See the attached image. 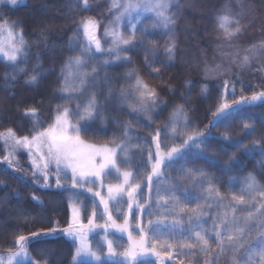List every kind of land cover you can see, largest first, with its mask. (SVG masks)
Here are the masks:
<instances>
[{
  "label": "rangeland",
  "instance_id": "obj_1",
  "mask_svg": "<svg viewBox=\"0 0 264 264\" xmlns=\"http://www.w3.org/2000/svg\"><path fill=\"white\" fill-rule=\"evenodd\" d=\"M34 0H19L16 5H12L8 2V0H2L0 2V22L7 21L9 24H13L16 22L18 25L15 30H19V28L23 29L24 39L26 41L28 47V58L27 60L21 59L18 67L24 68L25 71L23 72H16V79H11L10 73L13 72V67L5 62L2 58H0V108L2 101L14 96L16 92L21 94L22 86H27V81L29 80L30 76L34 75L35 72L38 70L39 73H44V75L39 76L41 78L42 83L44 85H48V80L52 79L51 84L49 83L47 88V95L49 94L50 98L55 99L53 104L47 109V114L43 116H38L39 121H42V124L36 128V131H42L44 128H47L51 123H53L54 116L56 114L57 105L63 107H68L70 109H75L77 105V100H67L61 98L60 89L63 86V80L65 73L62 72L65 62L70 57H75L80 55L81 47L87 45L88 40L84 34L83 29V21L87 19L95 20L97 23V28L95 31L96 38L100 40L102 51L96 52L95 46L93 45L91 52L88 54V58L86 59L85 63L83 64L80 71L89 73L91 77L92 69L95 68L98 73V77L96 80V87L92 89L91 85H88L90 91H95L96 95L100 97L101 103L104 104L102 111H107L106 115H103L104 123H101L100 117L98 116L95 121L97 124H92L93 126H104L108 129V133L113 130L119 128L120 131L122 128L124 129L127 127V116H125V112H130L134 106H138L140 102L139 92L135 90V82L137 76H139L144 83H146L149 88L155 89L158 94L159 104L160 107L155 112H140V123H138L137 128V135L145 139L147 144L148 152H151L153 157H155L156 153V146L155 143L152 141V135L154 134L152 130H148L151 127L158 126L164 127L170 113L172 110L179 106L183 105L184 109L191 112V109L194 111L197 110L199 115V120L190 118L191 123L194 124L190 125L188 129H181V143L185 138V132H191L192 130H199L205 131L206 126H208V121L211 119L212 114L216 111L218 105L223 101H226L229 104H235L233 112L231 113L229 119L223 120L220 124L217 125L215 128H211V138L209 140V148L205 150L206 158H208L209 166H211L215 170V165L213 161L219 160L222 163H227V167L231 165L232 161H236L235 169L238 170L232 171L229 175L232 176L230 179L235 178L234 184L230 185H218V178L217 182L213 181V191L218 189L221 194H230V192L238 186V184L244 185L246 178L251 174L256 178L258 185H264V165L261 164V161L257 157H252V151H245V148H251L248 144L245 143L244 138L237 135L236 132L230 130L231 126L235 125V118L239 119L243 116L242 119L247 117L246 112H252L251 109L245 110L244 107H249L254 104H261L264 100H258L255 102H249L251 96L254 93L264 92V84L253 88H246V89H236L231 83L228 82V89L225 91L224 89V82L222 81L219 84L215 85L214 88L207 87V93L201 92V86L203 84H198L195 87L193 86L192 79H187L185 77H180L179 74L176 73L174 70V61H176L177 56V49H179V34L177 31V25L179 18L183 11L186 8H189L191 11H195L198 13H210L212 17L215 19L216 25L217 20L216 17L218 15H222L225 13H230L234 18L240 20V24L242 26L241 33L234 37L231 41H228L224 38L223 32L219 29L223 39L230 43L237 40H242L246 38H258L264 35V0H222L218 6L217 10L214 11L208 10V3L205 0H173L171 6V13L175 14L174 24L170 25L169 29H165L163 26H154L157 25V19L154 13L152 12H145L141 14L139 21L135 19V13H133V19L131 23L129 22L128 17H124L118 25L115 27L117 30L121 32L124 38H128L129 36H134L133 40L131 41L130 45L122 46L125 50L119 52V59H117V53L110 52L112 49V38L111 36L106 35V30L111 29L114 27L113 21L115 20L116 16L119 14V9L113 8V0H89V5L87 9H84L82 4L80 6H76L75 0H63V5L67 8L68 11L65 13H69L66 17L70 18L69 26H72L73 30L71 32V36H76V54L71 56L65 52L67 47L64 49V55L61 61H58L56 64H46L44 63L45 57L43 55H39L40 53L37 52L36 45L34 41L31 40V33L28 34L27 29L29 31L30 23L28 22V17L25 14H20L21 16H15L9 18L8 20L2 19V12L9 8H17L19 6H31ZM119 3L123 4L126 0H118ZM131 24H137V30L133 34V30L131 28ZM236 25L233 24L232 27ZM218 27V26H217ZM78 32V35H76ZM30 37V38H29ZM69 38V37H68ZM67 38V39H68ZM70 38L68 39V41ZM175 41V52L174 56L170 59L166 49L167 47ZM52 48V47H51ZM72 52V51H71ZM44 58V59H43ZM125 58H127V62H125ZM109 60L110 63L105 66L104 61ZM34 62H37L35 65L39 64L41 69L32 68ZM225 66H229L231 64L229 59H225L222 61ZM121 64H125V68L123 70H119L117 67ZM162 64V65H160ZM5 65V72L2 71V66ZM157 65V66H156ZM130 70H134L135 75L131 77L128 76V72ZM158 70V71H157ZM260 70L255 71L254 73L260 74ZM37 74V73H36ZM35 74V75H36ZM107 74V82H105V75ZM171 74V75H170ZM172 74L178 75L180 82L171 81ZM264 77V71H262ZM8 76V79H5V76ZM258 76V75H257ZM46 78V79H45ZM191 82V83H186ZM41 82L37 81L34 84ZM78 83V81L76 82ZM35 88V87H34ZM33 88V89H34ZM112 88L113 94L107 100L105 97L107 96L108 89ZM213 89L218 91L213 94L209 89ZM40 89V88H39ZM125 90L129 95L126 98L121 97L120 93L121 90ZM32 92H34L32 90ZM37 93H32L39 95L43 91H36ZM170 92H177L176 94L173 93L171 95ZM211 93V94H210ZM28 93H23V95H27ZM77 96L81 97L83 101L87 95H81V93H74ZM22 95V96H23ZM67 95V94H64ZM197 97V98H196ZM243 98V99H242ZM196 99V100H194ZM194 100V101H193ZM239 102V103H235ZM4 103V102H3ZM28 108H34L33 106L26 107L24 111V115L26 121L24 124L22 123L21 130L22 132L15 134L17 137H22L25 135H31L33 133V125L34 121L30 116H26L25 110ZM112 108L116 109L113 110ZM36 110L38 108L35 107ZM264 109V107H261ZM22 111V112H23ZM133 111V110H132ZM135 113V112H134ZM244 113L246 116H244ZM262 119L257 120L254 123V126L250 128V130L244 131L245 134L251 133V136H255L257 139L261 141L264 140V133L260 131L262 127L260 123L264 124V112ZM38 114V111H37ZM131 115V113H129ZM145 115V116H144ZM151 116L152 120L149 121L148 117ZM126 119V120H125ZM72 123H76V118H70ZM117 121L119 123H117ZM138 121V118L136 119ZM255 122V121H254ZM147 127L148 129L145 130L144 128ZM9 128H2L0 132H4ZM103 131V130H102ZM96 132V131H95ZM170 133V132H168ZM171 134V133H170ZM169 135V134H168ZM229 135V136H228ZM224 136H228L231 141H239V144L235 143H218L219 137L223 138ZM90 137V138H89ZM89 137H85L82 134V138L85 140L86 143L94 144V145H108L113 146V141L119 142L118 136H113L112 138L107 139V136H104V133L101 134H93ZM179 140L175 138L173 140H169V142L164 145L162 144V150L167 151L169 148V144L175 146V141ZM174 141V142H173ZM139 145H143L144 143L137 142ZM180 143V144H181ZM131 145V143L129 142ZM177 144V143H176ZM178 145V144H177ZM134 149V148H133ZM239 149V152L233 154L232 150ZM137 150V151H136ZM127 149L126 152H122L120 149H117L118 152V161H122L123 163L120 164L121 172L123 171H130L133 173V176L130 177V183L135 184L137 182L141 183V189L138 191L140 195L137 197V200L140 203H143L146 200H149V188H148V180L147 175L151 172V163H149L148 156L145 151H140V149ZM219 151H224L225 156L220 154ZM7 152H13L15 159L13 160L11 166L8 164L7 161L3 159V157L7 154ZM5 151L4 141L0 140V165L8 168L12 172H14L19 178L30 182L33 185H36L41 188H49V187H57L56 180H57V173L55 171V165L51 166V171L49 173V181L48 185L45 186L43 176H38V178L33 177V168L31 161L28 157L27 150L23 149L22 147H17L13 151L11 144ZM137 153V154H136ZM139 153V157L137 159ZM196 150L192 152V155L195 156ZM216 153L218 155L216 156ZM264 153V150H263ZM256 155L255 153H252ZM221 155V156H220ZM264 155V154H262ZM260 155L259 157H263ZM238 156H244L243 158H239ZM138 162L141 163L142 168L140 169L142 172L140 173V177L136 176V173L131 170L130 168L134 165L138 166ZM154 162V160H153ZM133 165V166H132ZM225 165V166H226ZM185 169V172L188 170L184 165H182ZM214 166V167H213ZM181 166L177 169L178 174L183 180L190 179L192 180L191 184H178L174 182H167L165 179L164 173V166H162L163 176L160 180H157L156 183L159 181V185L163 188H170L171 185H175L176 187L170 188V191L175 193L176 199L179 201L176 204V214L186 207V203L194 200L195 203L200 204V188L203 187L207 190L209 184L205 181L202 185H194L193 183L200 179L198 174H194L192 176H186L185 172L179 171ZM240 172V174H239ZM243 172V173H241ZM212 175V174H211ZM208 175L207 177L211 176ZM225 177V175H222ZM94 179V178H93ZM62 180V187L72 188L71 183V171L67 170V179L65 180L63 174H61ZM123 181L122 175L115 172V170H110V174L103 178L104 187H100V182H96L95 184H85L81 188L73 189L77 193H82L85 195L83 197V201L81 203H76L73 201L70 192L68 193L67 197H69L68 201L62 197V202L65 205L66 211L68 213L65 220H61L58 224L49 230L41 231L37 233V235L25 236L28 240L26 244L27 252L33 264H51L53 261H60L63 256L59 257L53 247L48 246V248L44 247V245L36 246L31 244L37 239L41 238H60L64 244L67 245V251L69 256H67V260L65 264H73L72 257L75 253V249L78 246L79 242L73 239L68 238L65 233L64 229L69 227V224L72 222V211L70 208V204L81 208L80 217H79V224H82L85 227L84 229V238L86 243L90 247L92 251H95L97 255L102 257L101 262L94 261L93 258L90 256H81L79 257V264H116L117 261H123L125 258L123 255H116L113 257H108V247L106 241H112L113 249L118 254H123L124 252L128 251L133 247V241H139L141 237V230L140 228L136 227L137 222L141 225H147L149 220H156L157 217H153L152 215L149 216L147 213L141 212V210L137 207H133L132 211H129L128 208V197L125 194L123 196V201L121 203H110L109 208L112 212L113 219L116 220L118 224H123L125 216L128 217L129 222V229L128 232H121L118 231L116 228L111 226V222L108 221L107 216L104 215L103 205L100 204V197L95 196L94 193L96 191H100L101 195L107 198L108 196V184H116L121 183ZM168 183V184H167ZM91 188L92 191H88ZM263 189V188H261ZM71 191V189H68ZM241 190L237 191L240 193ZM155 191L151 193V208L149 212L152 211V206L156 204L157 200H159V196L155 197ZM186 193V195H185ZM181 196H179V195ZM198 194V195H195ZM164 195V194H161ZM260 197L257 196L256 199ZM167 199V197H166ZM153 202V205H152ZM163 205L164 201H160ZM173 201L171 199L168 200V203L165 207H168V204L173 205ZM225 204V203H224ZM97 209L96 217H93L94 224L97 225L96 227L88 226V218L92 216L93 208ZM168 209V208H167ZM206 209V208H205ZM211 209V208H210ZM155 216H157L155 214ZM173 218V216H172ZM181 220V224L183 225L186 222H189L188 219L183 218ZM171 222L172 220H168ZM185 221V222H184ZM217 221V220H216ZM55 229V231H51ZM208 230V229H207ZM129 233H131L132 240L129 239ZM178 234V233H177ZM191 235V233H189ZM181 235H178L176 239ZM11 240V239H10ZM4 241L2 244H7L5 250L0 249V257L4 259L5 264H7L8 256L11 253H14L18 250L15 241ZM12 242V243H10ZM175 242H177L175 240ZM13 246H16L14 249ZM153 246V237L152 234L149 232H145V248L144 250L137 249V264H166V261L169 259L164 253L160 252L157 245L156 251L160 252L161 255L157 256L152 252ZM1 248V246H0ZM174 250V248H173ZM198 251V250H197ZM200 253L199 251L196 253ZM206 257L204 254L195 256L191 260L193 264H205ZM174 264H190L184 262L173 261ZM13 264H27V258L24 256H18L13 261ZM219 264V263H218ZM225 264V263H222Z\"/></svg>",
  "mask_w": 264,
  "mask_h": 264
},
{
  "label": "snow or ice",
  "instance_id": "obj_2",
  "mask_svg": "<svg viewBox=\"0 0 264 264\" xmlns=\"http://www.w3.org/2000/svg\"><path fill=\"white\" fill-rule=\"evenodd\" d=\"M0 2H2V0H0ZM8 2L12 5H16L19 0H8ZM172 3L173 0H126L125 3L121 4L118 0H113L112 7L120 11L113 21L114 27L106 30V35L112 38L113 47L110 49V52L117 53L116 58L119 59V52L125 50L122 46L130 45L133 40L134 36H129L126 39L115 27L124 17H128L131 23L133 13H135V19L139 21L142 13L152 12L155 14L158 22L157 25L154 26H163L165 29L171 30L169 26L174 24L175 19V14L170 11ZM75 4L76 6L82 4L83 8L87 9L89 0H75ZM216 20L218 28L223 32L224 38L228 41H231L242 31L240 20L234 18L230 13L218 15ZM233 24L236 26L232 27ZM17 26L16 22L13 24H9L7 21L0 22V58L13 67V72L10 73L11 79L13 80L16 79V72L25 71L24 68L18 67L20 60L23 59L26 61L28 58V47L24 39L23 29L19 28V30H15ZM96 28L97 23L95 20L89 18L83 21L84 34L87 37L88 43L81 47L80 55L70 57L65 62L62 69L65 75L63 86L60 89L61 98L77 100L76 108H61V106L57 105L53 123L42 131H36V128L42 124V121L38 119L37 110L35 108H28L25 110V114L26 116H30L34 121V134L17 137L15 132L9 128L4 132H0V140L4 141L6 152L9 144H11L13 151L17 147H22L27 150L33 168V177L38 178V176H43L45 186L48 185L49 173L53 164L55 165V171L57 173L56 184L58 187L62 186L61 174H63L65 180L67 179V170L71 171L73 189L81 188L85 184H95L96 182H100L101 188L104 187L103 178L110 174V170H115L116 173L122 175L123 181L121 183L107 185V198L102 196L100 191H96L94 195L100 197V204L103 205L104 215H106L108 221L111 222V226L118 231L128 232V217L125 216L123 224H118L116 220L113 219L112 212L109 208L110 203H121L123 201V196L126 194L128 197L129 211H132L135 206L139 208L141 212L151 215L152 213L148 210L151 208V193L155 191L159 196V200L156 202L157 210L161 207H165L169 199L174 202L173 206L175 207L179 201L176 199L175 193L170 191V188L176 186L171 185L170 188H163L156 184V181L160 180L163 176L162 166L171 167L177 160L184 158L192 149L196 150L195 154L206 158L204 149L207 140L211 138V128L216 127L223 120L229 119L235 104H229L222 99V102L212 114L211 119H209L205 131L194 129L191 132H185V138L181 144L173 146L167 151H163V141L160 139L162 135H167L168 132H170L172 136H176L181 134L182 128L186 130L191 124L188 113L183 105H179L172 110L164 127L157 128L152 135V141L156 146V153L155 157H153L151 152H149L148 156L149 163L152 165L151 172L147 175L149 200L140 203L137 197L140 195L138 190L141 189V183H130V177L133 176V173L130 171L121 172L120 164L123 162L118 161L117 158V149L126 151L132 146L129 144V139L132 135L130 129L125 127L123 129L125 139H121L118 143L113 141V146L89 144L82 138V134H86L88 131L93 130L90 127V122L95 121L98 116L101 118V123H104V118L101 115L104 104L101 103L100 97L96 95L95 91H90L88 88V85H91L92 89H95L98 77L97 70L95 68L92 69L91 77L89 73L80 71L93 45L95 46L96 52L102 51L101 42L95 35ZM131 28L134 34L137 30V24H131ZM76 35H78V32ZM75 47L76 36L74 35L69 40V48L74 49ZM166 52L170 59L174 56L175 41L167 47ZM248 60L249 57L245 55L242 63L247 64ZM125 62H127V58H125ZM109 63V60L104 61L105 66ZM34 67L39 68L40 65L37 64ZM42 75H44V73L32 75L27 82L34 84L38 81L39 76ZM132 75H135L134 70L128 72L129 77ZM5 79H8L7 75ZM104 79L105 82H107V74ZM77 81L78 83H76ZM134 87L135 90L139 92L140 102L138 106L133 107V112H155L160 107L158 94L155 89L149 88L139 76H137ZM224 89L225 91L228 89L227 80L224 82ZM201 92L207 93V85L201 86ZM74 93H81V95L87 93V95L82 101L81 97ZM112 94L113 90L109 88L105 99L107 100L110 98ZM120 95L126 98L129 93L122 89ZM258 100H264V92L254 93L249 102ZM71 117H75L77 122L72 123L70 120ZM148 119L151 121L152 117L149 116ZM136 122L140 123V121ZM117 123L119 122L117 121ZM244 128L245 130H250V126L247 123L244 124ZM93 131H98V129ZM223 139L228 143L239 144V141L233 142L228 136H224ZM254 150L255 149L245 148L246 152ZM3 159L11 166L15 159L13 152H7ZM179 171L185 172L183 166H181ZM194 174L199 175V183L201 185L205 181L208 182V196L212 197V185L215 177L209 178L200 170L194 173L193 170L188 169L185 172L186 176H192ZM88 191L91 192L92 189L89 188ZM161 193H164V195H160ZM257 196L261 198L259 206L254 203ZM223 200L224 196L216 189L215 199L206 201L210 206L215 204L225 209L224 215H218L215 218L219 223H216L214 220L212 227L208 230H197L202 229L205 223L201 217L208 214L197 212L195 209L192 210V215L188 217L189 223L187 227L183 226L179 219L174 218L171 222H168L166 216L158 217L156 220H149L147 225H141L137 222L136 227L141 230L140 240L133 241V247L123 254H118L114 251L112 241H106L108 257L123 255L125 259L123 261H117L116 264H137L138 253L136 250H144L145 232H151L153 237L152 252L157 256L161 255L160 252L156 251V245L159 244L162 249H165L164 254L169 259L172 258L171 249L177 248V255L181 257L185 255V253L179 250L187 249L193 256L196 255V251L198 250L205 255V264H218L220 257L228 252L234 254L233 264H256V255L260 257L259 264H264V189L260 188L256 178L250 174L246 178L244 187L239 194L233 193L231 195V201H229L228 204H224ZM160 201H164V204L162 205ZM70 208L72 211V222L69 224V227L63 231L68 238L79 242L72 257L73 264H79L78 258L82 255L90 256L94 261L101 262L102 257L90 249L84 238V229L86 226L79 224V217L82 209L72 204H70ZM228 209H231V215H229ZM183 211L184 209H181V212ZM238 211L247 213V215L243 217L245 227L238 226L240 220V217L236 215ZM96 215L97 209L94 206L92 216L88 218V226H97L93 221V217H96ZM253 227L258 229L256 238L254 241L245 239L246 235ZM51 231L54 232L55 229ZM177 233L180 235L191 233V235H187L185 242L179 245H174L167 241H160L159 239L161 235L174 238ZM33 235L35 236L37 234L34 233ZM129 239L132 240L131 233H129ZM27 243L28 240L23 235L16 238L15 244L18 250L8 256L7 264H13V261L18 256H24L27 258V264H33L27 252ZM213 245H215V247H213ZM246 254L247 259H243ZM0 264H5L2 257H0ZM190 264H193V262H190Z\"/></svg>",
  "mask_w": 264,
  "mask_h": 264
},
{
  "label": "trees",
  "instance_id": "obj_3",
  "mask_svg": "<svg viewBox=\"0 0 264 264\" xmlns=\"http://www.w3.org/2000/svg\"><path fill=\"white\" fill-rule=\"evenodd\" d=\"M205 1L208 3V10L212 12L215 9L217 10V6L222 0ZM66 11L68 10L63 5V0H34L33 3H31V6H19L17 8H9L8 10L5 9L2 12L1 17L2 19L8 20L9 18L15 16H21L20 14H25L28 17V22L30 23L29 31L27 29V32L28 34L31 33L30 37L36 45L35 47L37 48V52L40 53L39 55H43V57H45V64L46 62L48 64H56L58 61H61L64 55V49L67 47V45L68 49H66L65 52L67 54H70L71 56L76 54V47L74 49L69 48L68 39L72 37L71 32L73 28L72 26H69L70 18L66 19L67 15L69 14H66ZM177 31L179 34V49H177L178 51L176 61H174L173 68L174 70H176V73L180 75V77L194 80V87L201 83L203 85H207V87L214 88L215 85L225 80L231 83L236 89H246L253 87H255L256 89L257 87L264 84V77H262V71H264V35L258 38L245 37L242 40L228 43L223 39L216 25L215 19L210 13H198L195 11H191L189 8H186L181 14L177 25ZM245 55L249 57L247 64L242 63L243 57ZM225 59L230 60L231 64L229 66H225L226 64L222 63V61ZM36 63L37 62L33 63L32 68H34ZM117 68L119 70H123L125 68V64H121ZM3 70L5 72V65L2 66V71ZM257 70L261 71L260 74L262 76L260 74L254 73ZM39 72L40 71L37 70L35 74ZM177 79H179V76L172 74V78L170 80L174 82ZM38 81L41 82V85L39 83H31L27 84V86H22L23 91L21 92V94L16 92L14 96H11L10 98L2 101V107L0 108V129L11 128L17 133L22 132L20 126L26 121L23 111L26 107L33 106L34 108H38V116L47 114V109H49L55 101V99L50 98L49 94L47 95V88L49 83L51 84L52 79L48 80V85H44L40 77L38 78ZM177 81L180 82L179 80ZM32 90L35 93H37V90L43 92L39 95H36L32 94L34 93L32 92ZM209 90L215 95L218 92H215V90L213 89ZM26 92L28 94L23 95V93ZM170 93L171 95H173V93L176 94L177 92ZM261 107H264V102L261 104L257 103L249 107H244L245 110L251 109L252 112H246L247 117L242 120L240 118H243V116H241L239 119H237L236 117L234 122L235 125L231 126L229 129L236 132L240 137L244 138L245 143L248 144L251 149H255L251 152V156L259 158L261 164L264 165V155H262L264 154V140L261 141L254 135L251 136V133H244V131H247L244 128L245 123H247L250 128H252L257 120L259 121V119H262V112H264V109H261ZM112 109L116 110L114 108ZM186 111L188 113L189 120L190 118H196L199 120L200 113L197 110L194 111L193 109H191L190 112L189 109H187ZM107 113V111H102L101 115L103 116ZM129 113H131V115ZM124 114L125 116H127V120L125 119L127 121L126 126L130 129V132L132 134L131 138L129 139V142L132 146L128 149H132L133 152L134 149L136 150L137 148L140 149L141 152L145 151V153L149 155V153H147L148 149L145 139L139 137V135H137L136 133L139 126L136 122V119L138 118L139 121L141 113H134L132 110H130L128 114L127 112H125ZM246 114L244 113V116H246ZM97 123V121L90 122V127L93 130L98 129V131L95 132L93 130H90L83 135L85 137H89V134L91 136L93 134L104 133V136H107V139L109 140L113 136H118L119 139H125L123 128L121 131L119 128L115 130L112 129V131L108 133V129L103 125L99 126L98 124V126L96 127L92 125ZM192 124L194 123L192 122L190 125ZM260 125L262 126L260 128V131L263 134V122L262 124L260 123ZM157 128L163 127L157 125ZM157 128L153 126L150 129H148L147 127H145L144 129L152 130L153 133H155V130ZM168 134L161 136L160 139L163 141L162 144L166 145L169 140H173L175 138L179 139L175 141V146L181 143L180 139L181 137H183L181 134H178L176 136H172L170 133ZM209 140L210 138L206 142V150L209 148ZM137 142L144 144L139 145ZM218 143L226 144L227 141L219 137ZM171 146L174 145L169 144V147ZM194 150L195 149H192L186 154L184 158L177 160L171 167H164L165 179L167 182H174L185 185L191 184L192 180H183L178 174L177 169L180 166L184 165V167H186L187 169L193 170L194 173L200 170L203 171L206 176L212 174L211 176H209V178L215 177L214 181L216 182L218 178V185L234 184L236 179H230L232 176H230L229 174L232 171L238 172V170H232L235 169L237 159L235 161H232L229 167H227V163H222L219 160H215L213 161V164L215 165V167L213 166L215 168L214 170L211 166H209L207 160L208 158L202 157L198 154L193 156L192 152ZM239 151V149L232 150L233 154ZM122 152L124 153L126 151ZM133 153L135 154V152ZM219 153L223 154L222 156L226 155V153L224 154V151H219ZM252 153H255L256 155H253ZM217 155L218 153H216V156ZM260 155H262L263 157H259ZM138 157L139 153L137 159ZM243 157L238 156V159H241ZM141 168L142 165L140 162H138V166L134 165L130 169L133 170L136 173V176L138 175L139 178V175L142 172L140 170ZM222 175H225V177H222ZM199 180L200 179H197V181L193 183V186L201 185L199 183ZM156 184L159 185V181ZM259 186L260 188L264 189V185ZM243 187L244 185L238 184V186L234 188L230 192V194H222L224 196L223 203L228 204L229 201H231V195L233 193L239 194L237 191L241 190ZM68 189H71V191ZM208 190L209 187L207 188V190L201 187L199 190V199L201 203L198 204L195 203L194 200H191L190 202L186 203L184 211H180L177 214L175 211L176 207L171 204H168V207H161L159 208V210H157V204L153 205L152 202L153 206L151 215L157 218L166 216L168 220H173L174 218L178 219L180 216L188 219V217L192 215V210L195 209L197 212L208 214L201 217L205 221V223L203 224L202 229L197 230L210 229L214 223L215 218L218 215H224L225 209L215 204L210 206L209 203L206 202L215 199V190L213 191L212 197L208 196ZM69 192L73 201H75L76 203L84 202L83 197H85V195H83L82 193H77L76 191L72 190V188L62 186L41 188L19 178L14 172L0 165V249L5 250L7 244H2L4 241L10 239V241H14L20 235L31 236L34 233L37 234L41 231L49 230L53 228L55 224L61 222V220H65L68 213L66 211V208L64 207L65 205L62 202V197L68 201L69 197H67V195ZM155 197H158L156 193ZM260 200L261 198L256 199L254 203L259 206ZM227 211L229 215H231V209H228ZM155 214L157 216H155ZM236 215L240 217L238 226L245 227V221L243 220V217L246 216L247 213L238 211ZM181 220L184 219L180 218V221ZM215 222L219 223L218 220H215ZM188 223L189 222L184 223L183 226L187 227ZM257 231V228H251V231L246 235L245 239L254 241L257 236ZM178 235L180 234H176L174 238H169L167 235H161L159 239L160 241H167L168 243L179 245L180 243L185 242L186 236L190 234L186 233L185 235H181L178 237V239H176ZM175 240L177 242H175ZM31 244L36 245L37 247L44 245V247L46 248H48V246H51L54 248L59 257L63 256L60 261H53L51 264H65L67 256H69L67 245L57 237L37 239ZM15 247L16 246H13L12 248L14 249ZM157 247L160 252L165 253V249H162L159 244H157ZM213 247H215V245H213ZM171 251L172 258L168 259L166 261V264H174L173 261L190 263L193 257L203 254L198 253L193 256L189 250L183 249L179 250L185 253V255L181 257L177 255V248H174V250L171 249ZM197 252L198 251H196V253ZM233 255L234 254L232 252L226 253L224 256L220 257L218 263L233 264ZM243 259H247V254L243 257ZM255 261L256 264H259V255L255 256Z\"/></svg>",
  "mask_w": 264,
  "mask_h": 264
}]
</instances>
